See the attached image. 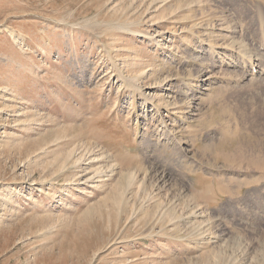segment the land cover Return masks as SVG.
<instances>
[{
	"label": "rangeland",
	"instance_id": "rangeland-1",
	"mask_svg": "<svg viewBox=\"0 0 264 264\" xmlns=\"http://www.w3.org/2000/svg\"><path fill=\"white\" fill-rule=\"evenodd\" d=\"M234 263L264 264V0H0V264Z\"/></svg>",
	"mask_w": 264,
	"mask_h": 264
},
{
	"label": "bare ground",
	"instance_id": "bare-ground-1",
	"mask_svg": "<svg viewBox=\"0 0 264 264\" xmlns=\"http://www.w3.org/2000/svg\"><path fill=\"white\" fill-rule=\"evenodd\" d=\"M9 31H10V30H9ZM11 33H12V32H11ZM12 34H13V33H12ZM11 37H12V36H11ZM13 38H14V37H13ZM144 73H145V72H144ZM119 77H120V76H119ZM124 80H125V79H124ZM126 81H127V80H126ZM126 81H125V82H126ZM131 81H132V80H131ZM131 81H130V82H131ZM133 83H134V81H133ZM130 84H131V83H130ZM135 84H137V83H135ZM127 85H128V84H127ZM130 87H132V86H130ZM134 87H135V86H134ZM171 88H172V87H171ZM139 89H140V88H139ZM141 90H143V89H141ZM137 92H138V91H137ZM137 92H136V93H137ZM139 92H140V91H139ZM139 92H138V93H139ZM177 92H178V91H177ZM134 93H135V92H134ZM151 94H152V93H151ZM190 94H191V93H190ZM147 96H148V94H147ZM149 96H150V95H149ZM152 96H153V95H152ZM186 96H187V95H186ZM182 97H183V96H182ZM145 98H146V97H145ZM150 98H152V97H150ZM150 100H152V99H150ZM153 100H154V99H153ZM182 100H183V99H182ZM153 102H154V101H153ZM188 102H190V101H188ZM151 103H152V102H151ZM156 103H158V102L156 101ZM154 105H155V104H154ZM157 105H158V104H157ZM159 105H160V104H159ZM159 105H158V106H159ZM156 107H157V106H156ZM181 109H182V108H181ZM166 113H167V112H166ZM143 116H144V115H143ZM164 122H165V121H164ZM153 123H154V122H153ZM150 124H151V123H150ZM162 126H164V125H162ZM165 126H166V125H165ZM156 137H157V136H156ZM85 144H86V143H85ZM86 145H87V144H86ZM91 148H92V147H91ZM93 148H94V147H93ZM72 150H73V149H72ZM72 150H71V151H72ZM89 150H90V149H89ZM92 151H93V150H92ZM99 151H100V150H99ZM101 151H102V150H101ZM73 152H74V151H73ZM86 153H88V152H86ZM93 153H94V152H93ZM99 153H101V152H99ZM81 154H82V153H81ZM83 154L86 155V154L84 153V151H83ZM83 154H82V155H83ZM97 154H98V153H97ZM102 154H104V153L102 152ZM102 154H101V156H103ZM92 155H93V154H92ZM94 155H95V153H94ZM71 156H72V154L69 152V154H67L66 157H65V161H68V160L71 158ZM78 156H79V155H78ZM95 156H96V155H95ZM101 156H100V158H101ZM72 157H73V156H72ZM79 157H80V156H79ZM83 157H84V156H83ZM86 157H89V156L86 155ZM98 157H99V156H98ZM98 157L96 156L95 158L97 159ZM77 158H78V157H77ZM102 158H103V157H102ZM102 158H101V159H102ZM106 158H107V157H106ZM106 158H105V162H106ZM80 159H81V158H80ZM89 159H90V157H89ZM101 159H100V160H101ZM97 160H99V158H98ZM100 160H99V161H100ZM73 161H74V160H73ZM80 161H81V160H80ZM108 161H109V160H108ZM91 162H92V161H91ZM75 163H77V162L75 161ZM78 164H79V163H78ZM101 165H103V164H101ZM72 166H73V165H72ZM74 166H75V165H74ZM77 166H79V165H77ZM104 166H105V165H104ZM110 166H111V164H110ZM75 167H76V166H75ZM99 167H100V166H99ZM113 167H114V165H113ZM95 168H96V167H95ZM101 168H103V166H101ZM101 168H100V169H101ZM110 168H112V167H110ZM97 170L99 171V168H98ZM101 170H102V169H101ZM103 170H106V169H103ZM103 170H102V173L105 172V171H103ZM107 170H108V168H107ZM107 170H106V172H107ZM110 171H111V170H110ZM94 172H95V171H94ZM99 173H101V172L99 171ZM92 174H94V173H92ZM92 174H91V175H92ZM96 174H97V173H96ZM96 174H95V175H96ZM103 174H104V173H103ZM106 174H108V173H106ZM96 176H98V174H97ZM96 176H95V177H96ZM93 177H94V176H93ZM93 177L91 176V177H90V180H92ZM98 177H99V176H98ZM101 177H102V176H101ZM86 181H87V180H86ZM84 183H85V182H84ZM161 214L164 215V216H166V214H168V217H169V215H172V214H170V213H168V212H165V211L162 212ZM193 214H194V213H193ZM178 222H179V221H178ZM180 222H181V221H180ZM180 222H179V223H180ZM198 230H199V229H198ZM195 231H196V229H195ZM202 232H203V231H202ZM197 233H198V232H197ZM196 242H197V241H196ZM196 242H195V243H196ZM200 248H201V247H200ZM237 261H238V260H237ZM234 264H235V263H234Z\"/></svg>",
	"mask_w": 264,
	"mask_h": 264
}]
</instances>
